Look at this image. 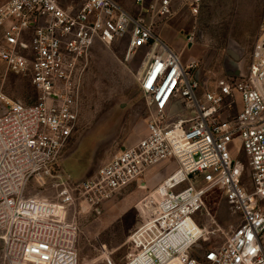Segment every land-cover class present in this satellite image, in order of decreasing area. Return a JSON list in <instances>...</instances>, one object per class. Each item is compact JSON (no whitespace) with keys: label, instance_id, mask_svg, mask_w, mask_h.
Masks as SVG:
<instances>
[{"label":"built area","instance_id":"built-area-1","mask_svg":"<svg viewBox=\"0 0 264 264\" xmlns=\"http://www.w3.org/2000/svg\"><path fill=\"white\" fill-rule=\"evenodd\" d=\"M70 1L0 0V59L38 94L28 104L0 93L2 264H80L76 211H99L134 183L146 188L144 176L164 161L176 167L146 192L123 264H264V16L246 69L212 86L157 32L183 9L199 14L203 0H133L134 11L117 0ZM122 41L125 60L142 61L145 134L93 176L70 181L61 158L93 51ZM236 139L247 171L232 152ZM48 183L53 198L28 194ZM212 189L237 225L225 230L209 212L196 219ZM209 235L222 242L196 252Z\"/></svg>","mask_w":264,"mask_h":264},{"label":"rangeland","instance_id":"rangeland-1","mask_svg":"<svg viewBox=\"0 0 264 264\" xmlns=\"http://www.w3.org/2000/svg\"><path fill=\"white\" fill-rule=\"evenodd\" d=\"M117 1L134 11L133 0ZM70 2L63 0L65 5ZM263 16L264 0H203L199 14L191 15L188 9H183L166 26L157 28V32L172 49L181 53L184 65L195 62L198 76L213 86L219 78L246 69ZM125 43L110 47L99 45L93 51L82 84L77 130L61 158L62 175L70 181L79 182L93 176L103 163L145 134L146 103L138 80L142 61L138 57L125 60ZM0 93L28 104L38 99L31 82L9 71L1 59ZM240 101L238 95L237 102ZM232 152L242 160L247 171V158L239 139L233 141ZM175 167V162L164 161L144 176L146 188L134 183L103 203L99 211H76L80 264H108V259L114 264L126 261L130 250L127 240L144 214L146 192ZM56 193L57 188L51 183L44 188L32 185L28 189V194L45 198H53ZM207 212L225 230L239 223L219 189L205 195L202 212L196 219L204 222L202 213ZM209 236L198 244L196 252L222 242L221 237Z\"/></svg>","mask_w":264,"mask_h":264},{"label":"crops","instance_id":"crops-1","mask_svg":"<svg viewBox=\"0 0 264 264\" xmlns=\"http://www.w3.org/2000/svg\"><path fill=\"white\" fill-rule=\"evenodd\" d=\"M240 71H242V70H236V72L234 73V74H232V75H237V74H239L240 73ZM153 169H151L150 171H152Z\"/></svg>","mask_w":264,"mask_h":264}]
</instances>
